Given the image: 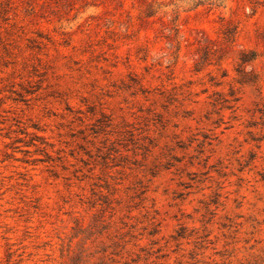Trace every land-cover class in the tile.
<instances>
[{
	"label": "rangeland",
	"instance_id": "1",
	"mask_svg": "<svg viewBox=\"0 0 264 264\" xmlns=\"http://www.w3.org/2000/svg\"><path fill=\"white\" fill-rule=\"evenodd\" d=\"M0 264H264V0H0Z\"/></svg>",
	"mask_w": 264,
	"mask_h": 264
},
{
	"label": "trees",
	"instance_id": "2",
	"mask_svg": "<svg viewBox=\"0 0 264 264\" xmlns=\"http://www.w3.org/2000/svg\"><path fill=\"white\" fill-rule=\"evenodd\" d=\"M258 55L256 52H251L250 54H246L243 53L242 54V58H241V62H242V66L249 64L250 62H253L257 59ZM239 73H241L243 76H246V72L244 69H242V71H238Z\"/></svg>",
	"mask_w": 264,
	"mask_h": 264
}]
</instances>
